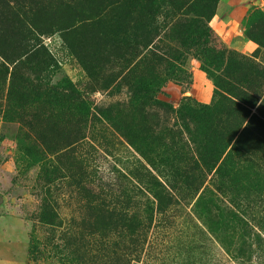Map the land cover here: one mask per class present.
I'll return each mask as SVG.
<instances>
[{
    "label": "trees",
    "instance_id": "16d2710c",
    "mask_svg": "<svg viewBox=\"0 0 264 264\" xmlns=\"http://www.w3.org/2000/svg\"><path fill=\"white\" fill-rule=\"evenodd\" d=\"M131 1L60 0L24 9L1 0L0 81L19 72L9 73V64L22 70V58L27 63L50 58L43 37L58 34L69 48L83 45L77 35L94 40L93 29L107 12L122 10V18ZM219 2L135 1L138 16L147 13L155 27L135 26L132 40L124 31L116 45L120 61H134L132 73L147 71L145 77L134 76L127 101L95 106L73 86L42 94L44 85L35 84L34 71L24 72L19 96L33 91L41 104L67 105L64 113L38 111L34 125L21 120L18 138L20 152L35 153L39 166L49 160L56 176L66 157L65 177L84 203L82 216L68 223L54 204L40 208L38 221L50 228L59 262L140 264L158 217L165 221L180 210L187 216L185 232L162 264H264V65L259 61L264 37L251 36L259 49L250 56L212 46L210 23ZM263 17L254 16L251 27ZM165 39L177 46H163ZM191 55L213 80L215 100L203 105L184 92L175 108L158 95L166 84L188 83ZM30 131L37 138L33 144ZM95 134L108 146L118 138L136 158L126 176L131 188L118 194L116 203L93 192L90 164L76 155L77 146L94 143ZM154 250H161L160 244Z\"/></svg>",
    "mask_w": 264,
    "mask_h": 264
},
{
    "label": "rangeland",
    "instance_id": "374dc122",
    "mask_svg": "<svg viewBox=\"0 0 264 264\" xmlns=\"http://www.w3.org/2000/svg\"><path fill=\"white\" fill-rule=\"evenodd\" d=\"M7 1L27 9L43 3L55 4L60 0ZM135 1H131L130 9L124 10L125 16L122 18L119 16L122 10H109L94 27V40L86 42L82 36L77 35V42H83V45L75 43L74 48H69L58 34L43 37L42 45L48 50L50 58L31 60L30 63L22 58L18 60L23 64L22 70L19 65L16 66L17 63L9 64V73L14 68L19 72L15 76L13 74L12 78L8 75L7 79L0 81V264H64L54 257L56 253L52 248L50 228L38 221L40 208L42 205L51 207L54 204L63 221L68 223L69 220L82 216L80 204H84L77 194L78 189L71 186L65 177L67 158L63 155L66 152L61 154L63 158L59 160L61 166L58 176L52 174L53 168L49 160L39 166L33 160L35 153L25 155L20 152L18 138L20 130L24 128L21 120L34 125L38 121L35 115L40 110H57L62 113L67 110L64 102L55 103L50 100L41 104L33 91L19 96L20 92L17 90L25 85L24 72L28 69L34 71L35 78L38 79L35 84L41 87L44 85L42 94L49 90H54V93L65 92L66 88L73 86L95 106L127 101L132 96L134 76L145 77L147 71L143 69L132 73L134 61L128 58L120 61L116 45H119V38L124 31H127L128 40H132L135 26H147L150 29L155 27V24L149 26L147 13L142 19L138 16L139 12L133 9ZM260 14L264 15V0H220L216 15L210 23L214 37L212 46L216 45L220 50L226 49L239 55H253L259 46L252 37H264V17L257 22V28L251 27L250 23L254 16ZM252 44L257 49L251 53L248 46ZM162 45L176 47L177 43L165 39ZM95 57L98 59L94 65L92 62ZM193 58L194 55L187 58L191 70L188 83L166 84L158 95L161 101L178 108L183 99L182 93L185 92L197 103L210 105L214 102V82L202 69L201 62ZM259 59L264 65V47L260 49ZM98 133L97 130L96 134ZM30 134L32 141L29 144H33L37 138L31 131ZM96 134L94 143L90 139L77 146L76 155L87 159L90 164L93 192L101 191L104 197H109L113 199L112 203H116L115 197L124 189L131 188L126 176H129V171H133L136 158L118 138H114V143L108 146ZM169 216L171 218L165 221L161 217L156 220L140 264H162L172 252V246L177 243L178 238L183 237V224L187 216L180 210ZM159 244L161 250H154L158 249ZM206 256L207 254L203 258L208 261Z\"/></svg>",
    "mask_w": 264,
    "mask_h": 264
},
{
    "label": "crops",
    "instance_id": "0c3cea01",
    "mask_svg": "<svg viewBox=\"0 0 264 264\" xmlns=\"http://www.w3.org/2000/svg\"><path fill=\"white\" fill-rule=\"evenodd\" d=\"M248 49L250 50V52H254L257 49V46L252 44L251 46H248Z\"/></svg>",
    "mask_w": 264,
    "mask_h": 264
}]
</instances>
